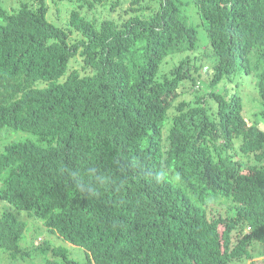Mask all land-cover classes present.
Listing matches in <instances>:
<instances>
[{"label": "trees", "instance_id": "trees-1", "mask_svg": "<svg viewBox=\"0 0 264 264\" xmlns=\"http://www.w3.org/2000/svg\"><path fill=\"white\" fill-rule=\"evenodd\" d=\"M3 1L0 131L36 141L0 153V198L14 206L0 216V248L36 256L18 209L86 250L76 260L41 238L36 251L52 257L30 264H264V130L239 93L213 88L252 76L264 120V0H191L203 51L190 1L67 0L61 25L47 0ZM98 5L112 15H88ZM78 55L84 72L69 68ZM204 75L210 89L180 99ZM210 199L232 214L210 216Z\"/></svg>", "mask_w": 264, "mask_h": 264}, {"label": "rangeland", "instance_id": "rangeland-1", "mask_svg": "<svg viewBox=\"0 0 264 264\" xmlns=\"http://www.w3.org/2000/svg\"><path fill=\"white\" fill-rule=\"evenodd\" d=\"M28 2L30 0H4L3 3L9 10L17 9L19 3ZM50 5L49 11V18L50 20L55 21L56 24L61 25L65 24L68 20L70 11L73 8V4L67 0H47ZM185 3L183 6L184 12L189 16V20L192 24L197 27L198 30V45L199 50L203 51L204 49L208 48L210 45L209 37L207 35V31L205 28V24L203 23L202 17L198 11L197 6L191 0H183ZM60 2V3H59ZM109 6L111 0H107L106 2ZM129 0L126 1L124 6L128 7ZM72 7V8H71ZM118 11H121L119 9ZM95 12L96 15H100L102 17L111 16L108 8H103L102 6L98 5L96 9L90 11L88 15L92 16ZM117 11L113 14L117 16ZM79 34L76 32L73 34L74 37H77ZM199 51L197 54H200ZM179 58L177 55L174 60L176 61ZM171 61V62H172ZM171 62H163L160 65L159 73H163L170 69ZM82 59L81 56H77L76 58H72L69 63V68H78L81 72H84L82 69ZM203 71H206L204 68ZM207 76L204 75L201 77L199 82L196 85V89H192L190 93H186L181 95L180 99H187L190 100L192 97L194 98L195 95H202L205 93V90H209L210 87L207 82ZM41 86H44L45 83L40 82ZM215 91L226 93L227 95L232 94L233 92L239 93L243 98L244 104V114L247 117L249 123H258L259 127L264 130V120L259 119V116H256V113L260 110V97L258 91L254 85V80L252 76H248L246 74L236 75L232 78V80H224L220 84L213 87ZM192 98V99H193ZM208 99V98H207ZM213 103V104H211ZM208 105L216 106V101L210 100L206 102ZM258 119V121L256 120ZM170 122L168 123V125ZM34 140L36 141L35 135L30 132L22 131V130H15L13 128H4L0 131V153L5 152V148L8 144L16 141L21 140ZM2 186V181L0 180V187ZM208 208L210 216L222 213L231 215L233 210L232 206H230L229 201H224L223 199H210L208 201ZM14 210V206L6 200L0 198V216L5 211ZM16 215L19 219L25 221L27 223L26 229L23 234V238L21 240V244L24 246H28V248L32 249L35 254L29 257H12L9 253L4 251V249L0 248V264H30L33 262H41L44 261L45 258L52 257L51 251L45 252H37L36 245L41 243L43 240H47L50 242L52 246H65L69 250L70 257L76 260H84L86 257V250L83 247L73 245L72 243L64 240L59 234L53 232L49 227H47L44 222L36 217L35 215H30L29 211L26 210H16ZM40 237V238H39ZM39 240V241H38ZM35 244V245H34ZM258 261L264 260V255H260L257 257Z\"/></svg>", "mask_w": 264, "mask_h": 264}]
</instances>
